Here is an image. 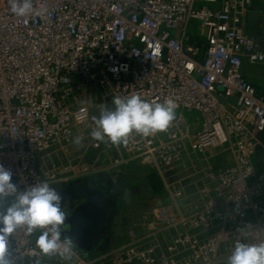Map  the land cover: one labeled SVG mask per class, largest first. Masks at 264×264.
I'll use <instances>...</instances> for the list:
<instances>
[{"label":"built area","instance_id":"2783aa9c","mask_svg":"<svg viewBox=\"0 0 264 264\" xmlns=\"http://www.w3.org/2000/svg\"><path fill=\"white\" fill-rule=\"evenodd\" d=\"M257 1L33 0L20 17L0 0V165L18 190L63 187L131 163L162 183L164 198L138 219L141 233L96 257L75 248L72 264H226L236 240L264 241V171L254 163L264 161V94L242 72L244 61L264 62V30L261 47L243 29ZM96 93L172 98L176 119L155 135L97 142L89 123ZM220 148L230 166L201 164ZM39 234L14 232L9 258L42 264L43 255L30 254Z\"/></svg>","mask_w":264,"mask_h":264},{"label":"clouds","instance_id":"9594fccd","mask_svg":"<svg viewBox=\"0 0 264 264\" xmlns=\"http://www.w3.org/2000/svg\"><path fill=\"white\" fill-rule=\"evenodd\" d=\"M11 12L20 17L33 12V0H9ZM112 107L101 105L99 116H94L90 136L97 142L113 145L127 143L130 134L143 137L168 130L176 118V101L163 102L142 99L139 94L115 96ZM77 137L76 145L80 144ZM11 197L9 202L8 198ZM63 198L48 181L37 182L23 191L12 182V173L0 165V264H16L9 258L8 243L14 232L26 229L29 234L39 230L31 255H57L72 264L76 245L70 236L62 233L67 213L62 207ZM38 264V262H37ZM226 264H264V241L244 243L236 240Z\"/></svg>","mask_w":264,"mask_h":264},{"label":"rangeland","instance_id":"374dc122","mask_svg":"<svg viewBox=\"0 0 264 264\" xmlns=\"http://www.w3.org/2000/svg\"><path fill=\"white\" fill-rule=\"evenodd\" d=\"M196 22H191L188 30L195 31ZM243 29L245 33L257 42L262 44L263 30H264V0H258L254 6L249 10L246 18L243 21ZM264 52V48L261 49ZM245 79L256 89L260 94H264V62L249 64L247 61L243 63L242 69ZM90 103V119L89 123H93V117L99 116L101 105H108L112 107V98L105 94L96 93L91 98ZM184 116L189 119L190 123L197 120L196 114L185 113ZM191 131H195L196 127L191 124ZM208 162L202 161V165H209L214 171H219L227 168L232 164V159L229 152L223 151L222 148L216 149L210 153ZM53 161L57 163L59 160L53 156ZM256 168L257 161H254ZM44 171L51 168L50 163L46 161L40 162ZM196 167L198 163L196 162ZM188 160H185V167L189 168ZM153 172L151 169L146 168L137 163H131L127 166L119 168L117 173L99 174V177L85 178L88 186H95V181L100 183L113 180L111 183L115 187L116 194L108 200L106 207V221L101 224L96 230L94 237L95 251L100 252L102 249H112L126 243L127 234L129 231L134 230L136 223H139V217L147 212L153 205L155 199H163L164 194L155 195L150 188L146 185L144 177L146 174ZM94 188V187H93ZM128 190V202H126L124 191ZM80 202L69 201L64 204L63 209L68 214L72 207ZM63 226L62 229L63 230ZM104 251V250H102ZM94 252H84L85 258L93 257Z\"/></svg>","mask_w":264,"mask_h":264},{"label":"water","instance_id":"95a60500","mask_svg":"<svg viewBox=\"0 0 264 264\" xmlns=\"http://www.w3.org/2000/svg\"><path fill=\"white\" fill-rule=\"evenodd\" d=\"M217 98L221 103L224 102L222 97ZM54 188L63 198L62 207L69 201L80 202L68 212L62 233L73 239L77 249L91 253L94 249L96 230L106 221L109 196L101 190L88 186L85 178ZM128 192L126 189L124 196L128 195ZM124 198L128 202L127 196Z\"/></svg>","mask_w":264,"mask_h":264},{"label":"trees","instance_id":"16d2710c","mask_svg":"<svg viewBox=\"0 0 264 264\" xmlns=\"http://www.w3.org/2000/svg\"><path fill=\"white\" fill-rule=\"evenodd\" d=\"M260 138L264 141V134H261ZM258 155L260 156L259 153ZM257 167L259 170L264 171V161L262 159L258 160ZM144 180H145L146 185L150 188L153 194L160 195L163 193L162 183L154 172L146 174L144 177Z\"/></svg>","mask_w":264,"mask_h":264},{"label":"crops","instance_id":"0c3cea01","mask_svg":"<svg viewBox=\"0 0 264 264\" xmlns=\"http://www.w3.org/2000/svg\"><path fill=\"white\" fill-rule=\"evenodd\" d=\"M11 199L12 198H8V200H9V202L11 201ZM78 205V204H77ZM74 207V206H73ZM72 207V208H73ZM140 228H139V223L137 224L136 223V227H135V231L137 232V233H141L142 232V230L140 231L139 230ZM94 237H95V235H94ZM36 238L37 237H35V240H36ZM125 244V243H124ZM121 245H123V244H121ZM120 245V246H121ZM94 246H95V244H94ZM119 247V246H118ZM117 248V247H116ZM112 249H114V248H112ZM96 249H95V247H94V249H93V251L92 252H94L93 254V257H96V256H98V255H101L102 253H105V252H107V251H109V250H111V249H102V250H104V251H100V252H96L95 251ZM56 260H57V257H56V255L55 254H53V255H50V256H43V262H42V264H56Z\"/></svg>","mask_w":264,"mask_h":264},{"label":"flooded vegetation","instance_id":"af4514ba","mask_svg":"<svg viewBox=\"0 0 264 264\" xmlns=\"http://www.w3.org/2000/svg\"><path fill=\"white\" fill-rule=\"evenodd\" d=\"M99 176H101V175H95V176H93V178L99 177ZM112 181L113 180H111V182L110 181H106V182L100 183L98 180H96L95 181V186H92V187L105 192L109 196V198L110 197L113 198L115 196V194H116V191H115V187H113V185L111 184V183L114 182V181L113 182Z\"/></svg>","mask_w":264,"mask_h":264}]
</instances>
